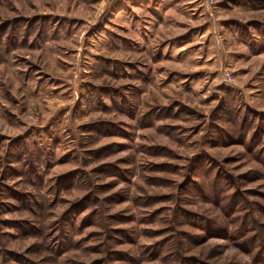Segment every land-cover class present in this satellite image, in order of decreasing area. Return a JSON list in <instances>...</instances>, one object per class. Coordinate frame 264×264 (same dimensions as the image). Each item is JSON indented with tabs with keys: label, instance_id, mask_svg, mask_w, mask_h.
<instances>
[{
	"label": "rangeland",
	"instance_id": "374dc122",
	"mask_svg": "<svg viewBox=\"0 0 264 264\" xmlns=\"http://www.w3.org/2000/svg\"><path fill=\"white\" fill-rule=\"evenodd\" d=\"M0 264H264V0H0Z\"/></svg>",
	"mask_w": 264,
	"mask_h": 264
}]
</instances>
